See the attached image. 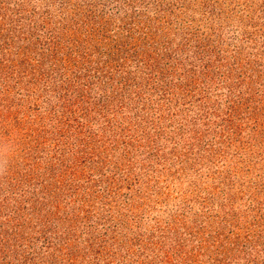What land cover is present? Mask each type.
Returning a JSON list of instances; mask_svg holds the SVG:
<instances>
[{
	"label": "rangeland",
	"instance_id": "1",
	"mask_svg": "<svg viewBox=\"0 0 264 264\" xmlns=\"http://www.w3.org/2000/svg\"><path fill=\"white\" fill-rule=\"evenodd\" d=\"M172 2L0 0V264H189L198 247L200 264H247L209 250L229 210L232 230L243 235L257 215L264 233V0H209L199 12ZM150 37L154 59L198 49L190 75L208 64L211 87L160 97L183 87L178 66L179 80L153 92L150 65L125 53ZM10 188L27 209L4 201ZM175 240L189 252L174 259ZM251 241L250 264H264V238Z\"/></svg>",
	"mask_w": 264,
	"mask_h": 264
},
{
	"label": "trees",
	"instance_id": "2",
	"mask_svg": "<svg viewBox=\"0 0 264 264\" xmlns=\"http://www.w3.org/2000/svg\"><path fill=\"white\" fill-rule=\"evenodd\" d=\"M173 1L174 2H172V7H174V8L181 7L182 9H185V8L188 9L189 6L186 7L188 4L195 5L194 3L198 2L199 8L201 6H202V8H200V9L196 8L195 12H199L200 10L203 9V7L205 8L206 3L208 5L209 0H190L191 2H187V3H185L186 0H173ZM192 2H194V3H192ZM210 6H211V4L209 3V7ZM209 7L207 6L206 8H209ZM169 14L171 15L170 12H169ZM111 25H112L111 20L106 19L105 23H104V28L106 29L107 27H109ZM125 26H128L127 27V33H131V34L137 33L138 30H143V29H137L138 25L132 24V23H127ZM101 29H102V27H101ZM195 32L193 34L197 40V44L199 45L198 49H201L202 47H203V49H206L207 45L204 43V41L202 39L195 36L196 35ZM155 39H156V37H154V38L150 37V42H149L150 45L146 46L145 49L137 48L139 46V43H142V40L141 39H135L133 41V43L130 44V46L132 48L129 49L128 52H125L128 55H130V59L134 58L135 61H139V62L144 61L148 65H150L149 73H152L151 74L152 78L149 79L150 81L148 80V82L152 83V86L150 89H152L153 92H156L157 94L159 93L160 88H159L158 83L162 84L164 82V80H168L170 84L175 83V81L178 77V66H179V68L180 67L184 68L187 71V72L183 73L184 75L182 78L184 80L181 81L183 87H180V88L174 89V90H172L171 87H169L168 89H164L162 87L163 93H162V95H160V97L162 96V98H165V99L171 97V98H176V100H177L180 97L184 98V96L187 92L186 89L190 90L192 92H196L202 88L201 86H205L206 84L207 85L210 84V87H211V84H212V78L210 77L211 69H206L207 67H209L208 64H207V67H201V68H203V70H201L199 72L198 80H196V79L193 80L194 78L191 77V75H190L191 73H194L193 70L195 69L196 65H198V63H202L201 60L205 59V57H202V55L199 54L200 52H198V49L194 52L191 51L192 52L191 55H188L187 57H184V56L182 57L180 54L181 50H179V48H178L179 45H176V46H172L170 48H164L162 51V54L159 55L158 58L154 59L152 56V47H153V44L155 42ZM61 40L62 39L60 38V40L57 42V44H59ZM214 44H215V42H214ZM217 46H218V44H217ZM194 47L197 48L196 46H194ZM211 47H213V45H211ZM211 47H210V49H211ZM221 47H224V45H222ZM215 49L216 48L213 47V50H211L214 55H215V52H214ZM218 50H219V48H218ZM143 58H145L146 60H143ZM123 59L128 60L129 56H126ZM180 59H181V61L178 62ZM208 59H210L209 60L210 64L212 62L211 66H215L214 64L216 63V61H218L217 58H215L214 60L211 61L212 56H210V53H209ZM155 69H157V71L154 74ZM221 73H223V72L219 68L218 73H217L218 74V76H217L218 80L217 81L223 83V80H225V78H226V74L221 75ZM83 78H85V76ZM199 78L204 80V81H200ZM77 80H79V82H81L82 81L81 76L78 75ZM177 80H179V79H177ZM192 80H193V82H195V85L192 83ZM226 85H228L227 91L233 99L234 98L235 99L236 98L237 99L243 98V97L239 98L238 97L239 94H238V96L236 95L238 89H236L234 87V85H230L227 80H226ZM142 87H143V85L140 86V89H142ZM144 87H146V85ZM145 94L142 96V98H144ZM233 95H234V97H233ZM140 97L141 96H138V98H140ZM118 112H119V110H118ZM151 126H154V125H151ZM169 127L170 126H168V128L160 129L161 133H159L158 135L155 134L153 137H156V138L153 140L160 139V137H162V135H164V133L169 129ZM152 129H156V128L152 127ZM210 130H211V128H210ZM207 134L208 135L211 134V132L209 131L208 128L206 129V136H207ZM161 141H162V143L164 141L167 142L168 139H162ZM178 142H179V140H176L173 142L170 141L168 147L174 146V145L179 146ZM7 199H14V201L22 200V199H20V195L18 194V192H15V190L13 188L9 189V192H7V197L4 198V201H6ZM20 202L21 203L18 205V207L16 209H18V208L20 210L27 209V206H25L24 204H28L29 201L23 200L24 203L22 201H20ZM250 211H252V210H250ZM15 212H17V211L16 210L12 211V217L11 218H13V213H15ZM226 215L228 216L227 219H225ZM244 215H245L244 216L245 220H247L248 216L246 214H244ZM256 218H257V215H254L252 217V220H251L252 222L246 221V223L248 225H244L245 231L243 232V235H242V233L236 232L235 230H232V228H237L239 225L238 224L234 225L232 223L231 211L229 210V211L225 212V214L223 216V221H224L225 226L222 230H223V232L228 230V233L222 234L221 232H215L212 235L211 244H210L211 249L209 250L210 251L209 256L217 253V254L222 255L223 257L225 255H229L234 260H237V261H239V260L248 261L247 264H250V261H255L254 260L255 258L252 257L254 253L248 251L249 245L252 244L251 240H253V241L256 240V244H259L260 242L258 240L261 238H264V233H260V230H259V228H261L263 226H262V224H260V220L258 221ZM202 221H204V220H202ZM202 221H200V222H202ZM15 223H19V221H15ZM48 224L49 223H43V224L41 223L40 224V231L46 232L43 229L46 228ZM41 226H43L42 229H41ZM228 227H230V228H228ZM252 234H253V237L250 238L252 236ZM46 240H47V242H45ZM43 241L46 244H49V245L51 244V238L49 236H44ZM205 242L207 243V241H205ZM185 248H186V246L184 244L181 245V243L179 241L175 240L174 244H171V246H170L169 253L171 252L172 257L175 259V257L177 256V253L179 251L180 252L181 251L184 252L185 250H186V252L188 251ZM199 249L200 248L198 247V248H192L191 250H189L190 254H191V257H190L191 261L189 264H200V263H202V259H204L205 252L203 254V253H201V251ZM203 262H204V260H203Z\"/></svg>",
	"mask_w": 264,
	"mask_h": 264
}]
</instances>
